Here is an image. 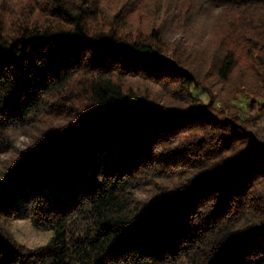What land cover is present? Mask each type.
Masks as SVG:
<instances>
[{"label":"trees","instance_id":"trees-1","mask_svg":"<svg viewBox=\"0 0 264 264\" xmlns=\"http://www.w3.org/2000/svg\"><path fill=\"white\" fill-rule=\"evenodd\" d=\"M117 3L0 0V264H264V0Z\"/></svg>","mask_w":264,"mask_h":264},{"label":"rangeland","instance_id":"rangeland-1","mask_svg":"<svg viewBox=\"0 0 264 264\" xmlns=\"http://www.w3.org/2000/svg\"><path fill=\"white\" fill-rule=\"evenodd\" d=\"M96 13V18L89 17L88 23L89 27L92 30L95 29H103L104 31H112L126 35L128 37L137 38L141 37L142 35H147L148 30L151 29L152 24L154 23L153 18L148 16L144 9L137 10L134 14H132L131 18H128V15L125 18H122L121 11L118 12L119 7L117 0H98ZM204 30V28H202ZM176 37V34L171 33L169 34V38L173 41ZM187 40V38H186ZM172 46L173 43H169ZM184 45L195 47L196 43L189 45V42H185ZM167 46V45H166ZM170 51L171 48L167 46ZM199 48H203L202 45ZM185 50V48H184ZM176 51V50H175ZM178 53L183 54L180 48L176 51ZM201 56L198 54L187 53L184 54L185 59L196 60V62L201 61ZM200 64V63H197ZM134 84L138 87H144L142 84L144 83L141 78H134L132 79ZM209 80V79H208ZM218 107L221 105L218 104ZM67 125V124H66ZM26 138L20 137L19 141H17L18 149L21 151L25 150L26 147ZM29 147V146H28ZM21 154L20 151L14 152L12 154L5 155L0 158L1 165L5 168L9 165H13V163L19 159V155ZM9 230L14 237L20 244L26 246L27 248L31 249H38L46 243H48L49 239L52 236V232L49 230H39L36 229L32 223L28 219H18L9 224Z\"/></svg>","mask_w":264,"mask_h":264}]
</instances>
